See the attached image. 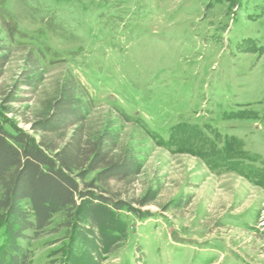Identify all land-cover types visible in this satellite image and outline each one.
Instances as JSON below:
<instances>
[{
    "label": "rangeland",
    "instance_id": "obj_1",
    "mask_svg": "<svg viewBox=\"0 0 264 264\" xmlns=\"http://www.w3.org/2000/svg\"><path fill=\"white\" fill-rule=\"evenodd\" d=\"M0 39L1 115L34 134L73 77L94 103L87 133L122 128L120 149L142 162L112 185L158 192L142 207L152 217L123 211L133 231L102 264H264V0H0ZM30 54L37 85L23 78ZM185 125L217 153L177 146ZM66 220L21 240L27 264H65Z\"/></svg>",
    "mask_w": 264,
    "mask_h": 264
},
{
    "label": "trees",
    "instance_id": "obj_2",
    "mask_svg": "<svg viewBox=\"0 0 264 264\" xmlns=\"http://www.w3.org/2000/svg\"><path fill=\"white\" fill-rule=\"evenodd\" d=\"M5 28L11 39L16 27L8 22ZM2 41L0 49L6 45ZM39 60L30 54L24 67L23 78L30 85L42 79ZM7 61L6 55L0 56V75ZM93 104L76 79L69 77L52 103L51 114L34 123V134L0 114V225L4 227L0 264H27L28 251L21 240L28 239L29 232L33 239L40 237L61 212L67 214L65 264H102L131 236L124 210L140 219L153 216L142 207L155 201L157 191L128 199L112 185V181L133 183L143 166L132 152L120 149L122 128L108 126L93 138L87 133ZM120 118L124 123L132 120L123 111ZM70 129L73 133L68 137ZM203 136L199 127L185 125L172 138L189 153H217L214 142L202 140Z\"/></svg>",
    "mask_w": 264,
    "mask_h": 264
}]
</instances>
